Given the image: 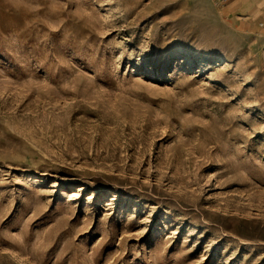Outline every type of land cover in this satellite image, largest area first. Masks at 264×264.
I'll use <instances>...</instances> for the list:
<instances>
[{
  "label": "rangeland",
  "instance_id": "rangeland-1",
  "mask_svg": "<svg viewBox=\"0 0 264 264\" xmlns=\"http://www.w3.org/2000/svg\"><path fill=\"white\" fill-rule=\"evenodd\" d=\"M256 1L0 0V264H264Z\"/></svg>",
  "mask_w": 264,
  "mask_h": 264
},
{
  "label": "crops",
  "instance_id": "crops-1",
  "mask_svg": "<svg viewBox=\"0 0 264 264\" xmlns=\"http://www.w3.org/2000/svg\"><path fill=\"white\" fill-rule=\"evenodd\" d=\"M229 1H232V2L236 3L237 0H228L227 2H229ZM254 4H255L257 7H254V8H252V9H250V10H251V11H250L251 22H252V17L255 15V13H256L257 11H260L261 16L264 17V0H258V1H256ZM246 11H249V10H246ZM247 15H249V12H248ZM247 15H246V16H247ZM252 26H253V25H252Z\"/></svg>",
  "mask_w": 264,
  "mask_h": 264
},
{
  "label": "built area",
  "instance_id": "built-area-1",
  "mask_svg": "<svg viewBox=\"0 0 264 264\" xmlns=\"http://www.w3.org/2000/svg\"><path fill=\"white\" fill-rule=\"evenodd\" d=\"M218 1H221V2H227L228 0H218Z\"/></svg>",
  "mask_w": 264,
  "mask_h": 264
}]
</instances>
